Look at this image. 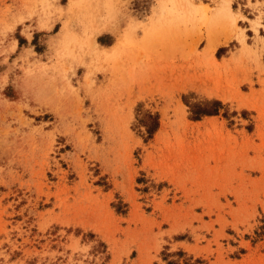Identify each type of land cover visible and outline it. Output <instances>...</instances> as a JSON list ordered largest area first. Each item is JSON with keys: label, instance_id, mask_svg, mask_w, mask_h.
<instances>
[{"label": "rangeland", "instance_id": "rangeland-1", "mask_svg": "<svg viewBox=\"0 0 264 264\" xmlns=\"http://www.w3.org/2000/svg\"><path fill=\"white\" fill-rule=\"evenodd\" d=\"M0 264H264V0H0Z\"/></svg>", "mask_w": 264, "mask_h": 264}, {"label": "trees", "instance_id": "trees-1", "mask_svg": "<svg viewBox=\"0 0 264 264\" xmlns=\"http://www.w3.org/2000/svg\"><path fill=\"white\" fill-rule=\"evenodd\" d=\"M215 104L220 105V102L215 101ZM194 113H203V114H210L213 113V111H209L206 109H199L198 111H195ZM139 125H142L145 127V132L148 134V136H151L155 130L158 127V116L157 114H152L150 112L146 113L139 119Z\"/></svg>", "mask_w": 264, "mask_h": 264}]
</instances>
